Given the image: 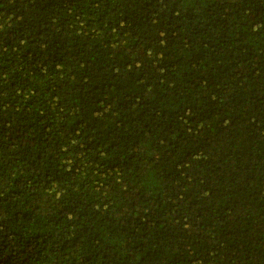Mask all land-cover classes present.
I'll list each match as a JSON object with an SVG mask.
<instances>
[{"label": "trees", "instance_id": "obj_1", "mask_svg": "<svg viewBox=\"0 0 264 264\" xmlns=\"http://www.w3.org/2000/svg\"><path fill=\"white\" fill-rule=\"evenodd\" d=\"M0 264H264V0H0Z\"/></svg>", "mask_w": 264, "mask_h": 264}]
</instances>
